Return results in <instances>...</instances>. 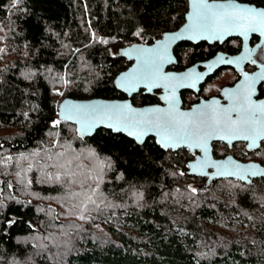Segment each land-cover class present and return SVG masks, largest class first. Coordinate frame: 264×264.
<instances>
[{
  "label": "trees",
  "instance_id": "16d2710c",
  "mask_svg": "<svg viewBox=\"0 0 264 264\" xmlns=\"http://www.w3.org/2000/svg\"><path fill=\"white\" fill-rule=\"evenodd\" d=\"M186 10V0H21L15 7L13 0H0V181L5 182L0 184L5 205L0 219L15 216L19 221L8 234H0V264H264L263 177L248 183L196 177L188 173L193 156L186 148L165 150L153 137L137 144L104 128L81 141L74 124L52 127L65 97L124 98L114 82L130 65L121 50L152 43L176 29ZM141 28L140 37L133 35ZM92 33L109 42H96ZM217 46L178 43L174 68L210 57ZM60 75L73 83L62 86L54 79ZM154 96L139 91L131 99L146 104ZM57 133L65 147L71 142L78 152L97 153L76 161L84 166L75 169L82 173L80 179L97 175L101 162L111 164L104 168L97 194L103 211L87 213L86 221L67 215L69 205L43 198L61 192L40 175L43 170L27 173L26 179L39 181L28 188L17 183L16 173L23 176L22 170L39 159L33 153L64 150L54 144ZM227 152L264 163L252 152L243 155L242 144L216 149L219 156ZM8 156L13 159L7 161ZM188 185L198 191L192 193ZM13 196L31 204H16L9 199ZM233 214L248 228L226 236L217 224L231 226Z\"/></svg>",
  "mask_w": 264,
  "mask_h": 264
},
{
  "label": "snow or ice",
  "instance_id": "6c2138e0",
  "mask_svg": "<svg viewBox=\"0 0 264 264\" xmlns=\"http://www.w3.org/2000/svg\"><path fill=\"white\" fill-rule=\"evenodd\" d=\"M20 2L21 0H13V7ZM187 19L188 23L179 33H165L163 40L157 41L154 46L134 45L125 50L123 55L130 59L134 56L137 63L129 72L121 73L115 81L116 87L129 95L140 87L146 88L149 92L153 88L163 89L164 95L160 99L167 105L166 108L159 106L136 108L127 101H95L89 104L65 102L60 106L61 111L57 113L59 118L52 121V127L56 128L62 122H74L77 125L75 136L81 141L85 136H92L100 128H105L112 133H124L133 137L137 144H143L144 137L151 133L158 137L156 143L165 150H176L181 147L191 150L194 160L187 164V168L197 175L208 176L207 169H215L214 176L216 177L231 176L243 181H249V177H264V167L258 163L241 164L232 156L214 160L210 154L213 150L211 141H222L229 148L234 147L235 142L242 141L246 142V148L254 155L264 157V100L253 99L257 96L258 90L260 95H264V45L257 46L260 49V56L257 58L260 60L257 65L259 71L250 75L241 67L245 61L257 64V59H253L255 50L247 47V41L250 34L258 33L264 36V0H247L244 3L238 0H223V2L213 0L211 3L209 0H191V11L188 12ZM142 32L141 28L133 35L140 37ZM232 35L243 38V53L233 58L218 54L213 62L205 65L209 72L219 64L235 65L240 73L242 79L235 87L220 90L227 103L222 104L214 97L209 101H202L199 106H193L190 111H181L176 95L177 90L185 87L198 91L197 84L206 73L198 74L194 68L182 74L164 72L165 64L176 62L169 55L171 43L177 39H205L223 42L225 38ZM92 39L104 44L109 42L107 39L98 38L95 33H92ZM3 52L4 49L0 48V53ZM54 79L61 82L64 87L73 83L64 75L54 77ZM56 94L62 96L63 92L57 91ZM50 135L53 134L50 133ZM54 135L57 136L54 144H59L64 150L52 153L51 149H47L43 154L39 151L33 153L32 155L39 159L35 164L30 162L28 167L22 170L23 176L19 172L16 173L20 176L17 183L24 184V187L28 188L34 182L39 181L35 178L26 179L27 173L32 172L34 168L38 171L43 170L40 171V175L45 181L50 182V186L54 188L58 186L61 189L58 196L43 198L56 199L62 202V207L65 204L69 205L66 208L67 215L86 221L89 218L87 213L103 211L101 208L103 200L98 203L97 194L100 191L99 183L102 182L104 168H111V164L105 165L101 162L98 165L97 175H85L83 179H80L82 173H78L75 169L84 166L76 161H79L81 156L86 159L96 158L97 153L94 149L86 153L83 150L78 152L72 148L71 142L65 147L58 138L59 134ZM196 150H199L201 155H197ZM242 154L247 155V152ZM5 159L11 161L13 158L8 156ZM19 159L28 160V157L21 156ZM40 161L44 163L41 164ZM49 168L53 171L48 172ZM184 174V172L179 173V175ZM88 180H92L96 186L87 183ZM4 183L0 181V184ZM6 187L11 190L13 185L8 182ZM188 189L192 193L198 191L191 185H188ZM3 192L4 188H0V193ZM32 195L38 199L41 198L38 193H32ZM9 199L23 207L31 204V201H20L14 196ZM111 206L105 205V207ZM4 207L3 199L0 198V215L3 214ZM39 211H45V209L39 208ZM18 222L15 216L0 219V234H8V231ZM27 223L29 228L35 230L31 221ZM68 227H76V225H68ZM44 239L48 237L45 236ZM41 247L47 248L48 246L42 245Z\"/></svg>",
  "mask_w": 264,
  "mask_h": 264
},
{
  "label": "flooded vegetation",
  "instance_id": "af4514ba",
  "mask_svg": "<svg viewBox=\"0 0 264 264\" xmlns=\"http://www.w3.org/2000/svg\"><path fill=\"white\" fill-rule=\"evenodd\" d=\"M240 1H244V0H240ZM245 2H247V1H245ZM186 3H187V0H186ZM187 42H189V41H187ZM202 42H205L209 45L217 44L219 46H217L215 48L214 53L210 57H208L204 60L195 62L194 64L187 66V67H184V68H174V65L177 63V57H176L175 52H174V55L176 57V62L171 64L167 69L180 71V70L186 69L188 67L197 65L200 70H204L207 68L205 65L210 63L213 58H216L218 54H223L226 58H230V57L235 56V55H241L244 51L243 41L240 37H237V36L236 37L235 36L229 37V38L225 39L223 42H214V43H208L206 41H202ZM190 43H192V42H190ZM192 44H198V43H192ZM258 45H264V37L261 38L257 35H252L248 44H247V47L249 49L255 50V55L253 56V59H257L260 56V49L257 47ZM175 46H174V48H175ZM227 46H229V48ZM173 51H174V49H173ZM259 63H260L259 59H257V64H252L249 61H245L241 65V67L243 68L244 71L248 72L251 75L256 71H259V68L257 67V65ZM216 67L217 68H215L210 74H208L207 77L204 79V81L202 83H200L198 91L197 90L194 91L191 89H184L180 92L183 107L189 108L191 106V104L198 102L200 99H209L211 97L219 98V100L223 104L227 102L226 100H224L223 96L221 95L220 90L223 88H230V87L234 86L237 82H239L242 79V77L240 76V73L237 71L235 65L219 64ZM213 80H215L216 83L210 84V82ZM206 89H209V90H206ZM139 91L144 92L143 89H140ZM146 94L155 95L154 96L155 99L151 103H163V101L160 99V97L164 94L163 89H155L152 93H146ZM257 98L264 100V95H260L259 90L257 92V96L253 97V99H257ZM151 103H146V104H151ZM137 105H144V104H137ZM222 144H224V142H222V141H214L212 143V146H213L212 152H213V155L215 158L223 157L227 154H232L231 152H227L224 155H220V156L217 155L216 149ZM235 144H242V147H243V149L246 150V152L247 151H248V153L252 152L246 148V142L237 141V142H235ZM196 152L198 155L199 151L196 150ZM192 159H194V157H192L190 160H192ZM238 159L242 160V161L254 160V161L261 163L255 157H247L246 159L238 158ZM261 164L264 165V163H261Z\"/></svg>",
  "mask_w": 264,
  "mask_h": 264
},
{
  "label": "water",
  "instance_id": "95a60500",
  "mask_svg": "<svg viewBox=\"0 0 264 264\" xmlns=\"http://www.w3.org/2000/svg\"><path fill=\"white\" fill-rule=\"evenodd\" d=\"M209 2L211 3V2H213V0H209ZM216 2H223V0H216ZM238 2L244 3L245 1H240V0H238ZM189 11H191V0H187V11H186V13H185V20H184V22H183V23H182L177 29H174V30H171V31L164 32L160 38H158L157 40H155L154 42L149 43V44L132 43V44H129V45L125 46V47L121 50V55H122L127 61L130 62V65H129L126 69L120 71V72L115 76V78H114V82L116 81L117 77H119V76L121 75V73H127V72H129V71H130V70L136 65V63H137V61H136V59H135L134 56H133V58L130 59L128 56L123 55V52H124L125 50L131 48V47L134 46V45H136V46H140V47H152V46H154V45L156 44L157 41H161V40H163V38H164V34H165V33H168V34L179 33V32L181 31V29H183V28L185 27V25L188 23L187 14H188ZM252 35H257V36H259V37H261V38L264 37V36H260L258 33L250 34V36H249V38H248V41H247V44H248V42H249V40H250V38H251ZM233 36L236 37V35H232V36H230V37H233ZM237 37H238V36H237ZM227 38H229V37H227ZM227 38H225V39H227ZM240 38H241L242 41H243V38H242V37H240ZM225 39H224V40H225ZM182 41H189V42H192V43H199V42H202V41H206V42H208V43L220 42V41H209V40H205V39H198V40L177 39V40H175L173 43H171V45H170V47H169V55H170L171 57H173V58L175 59V61H176V57H175V55H174V51H173L174 46H175L177 43L182 42ZM243 43H244V41H243ZM237 56H240V55H235V56H232V57H230V58L237 57ZM215 59H216V58H213V59L211 60V62H213ZM211 62H210V63H211ZM171 64H173V63L165 64V65H164V69H163V71H164V72H167V73H172V74H182V73H187L190 69H193V68H194V69H195V72L198 73V74H199V73H206V75H204L203 79H202L201 81H199V83L197 84V89L199 88L200 83H202V82L204 81V79L207 77V75L210 74L215 68H217V67L215 66L214 69H213L211 72H209V71H208V68H206V69H204V70H200L199 67H198L197 65H194V66L188 67V68L183 69V70H180V71H177V70H168L167 68H168ZM237 83H238V82H237ZM237 83H236V84H237ZM236 84H235V85H236ZM235 85L232 86V87H230V88L235 87ZM115 86H116V84H115ZM116 88H117V87H116ZM117 89H118L120 92H122L126 97H124V98H104V97H93V98H88V99H79V98L65 97V98H63L62 100H60V102H59V104H58V111H57V113H59V112L61 111L60 106H61L62 104H64L65 102H68V103H71V104H89V103H92V102H95V101H101V102H125V101H127V102L132 103L133 107H136V108H147V107H153V106H159V107H162V108H166V107H167V105H166L164 102H163V103L144 104V105H137V104H134V103L132 102V99H131L132 95L136 94L140 89H143L145 93H152L155 89H160V88H153L152 91L149 92L146 88H144V87H140V88H138L135 92H133L131 95H129L127 92H124L122 89H119V88H117ZM184 89H191V90L196 91V89L185 88V87H181V88H179V89L177 90L176 95H177V97H178V99H179V108H180L181 111H190V110L193 108V106H199V105L201 104L202 101H209V100H211L212 98H214V97H211V98H209V99H200L198 102L191 104V106H190L189 108H185V107L182 106V100H181V95H180V92H181L182 90H184ZM163 91H164V90H163ZM163 95H164V94H163ZM215 98H217V97H215ZM217 99H219V98H217ZM226 103H227V102H226ZM226 103H224V104H226ZM222 104H223V103H222ZM57 117H58V116H57ZM58 118H59V117H58ZM68 123L74 124V125L77 127V125H76L74 122L68 121ZM100 129H101V128H100ZM104 129H105V128H104ZM97 130H98V129H97ZM121 134H123V135H125L126 137H128V138L134 140L133 137H129V136H127V135L124 134V133H121ZM85 137H86V136H85ZM148 137H153L155 143H156V140L158 139V137L155 136V134H151V133H150V134H148L147 136L144 137V141H145ZM134 141H135V140H134ZM214 141H217V140H214ZM214 141H211V145H212V143H213ZM135 142H136V141H135ZM156 144H157V143H156ZM157 145H158V144H157ZM158 146H159V145H158ZM159 147H160V146H159ZM181 148H187V147H181ZM178 149H179V148H178ZM187 149H188V148H187ZM170 150H171V149H170ZM176 150H177V149H176ZM172 151H174V150H172ZM190 151H191V150H190ZM198 151H199V150H198ZM210 154H211L212 159H214V160H222V159H225L227 156H232L233 159H235L236 161H238V162L241 163V164H247V163L255 162V163L260 164L261 167H264L263 164H261V163H259V162H257V161H254V160L242 161V160H239L238 158H236L235 156H233L232 154H227V155H225V156H223V157H219V158H215L214 155H213V152H211ZM198 155H201V153L199 152ZM193 160H194V159L190 160L189 162H191V161H193ZM189 162H188V163H189ZM207 171H208V173H209L208 176H201V175H197L196 173H193L190 169H188V173H189L190 175H193V176H196V177H203V178H208V179L225 178V177H216V176H214L215 169H207ZM227 178H232V179L239 180V179H237L236 177H231V176H230V177H227ZM257 178H262V177H260V176H257V177H249V181L255 180V179H257ZM263 178H264V177H263ZM239 181L244 182V183H248V182H249V181H243V180H239Z\"/></svg>",
  "mask_w": 264,
  "mask_h": 264
},
{
  "label": "rangeland",
  "instance_id": "374dc122",
  "mask_svg": "<svg viewBox=\"0 0 264 264\" xmlns=\"http://www.w3.org/2000/svg\"><path fill=\"white\" fill-rule=\"evenodd\" d=\"M194 186V184H192ZM224 216V215H221ZM237 215L233 214V216L230 217L231 220V226L226 225L225 223H218L217 226L220 228V230L226 235H235L238 231L242 228H248L247 224H243L239 219L236 217ZM250 227V226H249Z\"/></svg>",
  "mask_w": 264,
  "mask_h": 264
}]
</instances>
